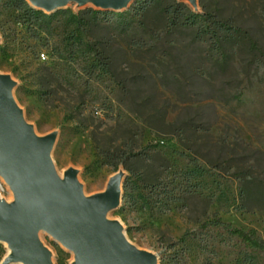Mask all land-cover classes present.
<instances>
[{
    "label": "rangeland",
    "instance_id": "1",
    "mask_svg": "<svg viewBox=\"0 0 264 264\" xmlns=\"http://www.w3.org/2000/svg\"><path fill=\"white\" fill-rule=\"evenodd\" d=\"M177 2L97 15L86 6L78 17L71 3L38 26L0 0V72L18 82L13 96L35 131H57L58 173L79 169L91 194L128 172L109 215L157 264H264L211 223L264 239V0H198L237 28L219 39L170 25ZM0 193L11 197L1 178ZM40 237L53 264H71V252ZM5 252L0 242V260Z\"/></svg>",
    "mask_w": 264,
    "mask_h": 264
},
{
    "label": "water",
    "instance_id": "2",
    "mask_svg": "<svg viewBox=\"0 0 264 264\" xmlns=\"http://www.w3.org/2000/svg\"><path fill=\"white\" fill-rule=\"evenodd\" d=\"M25 1L50 14L71 3L117 12L134 0ZM181 1L199 11L198 0ZM17 84L0 72V178L11 194L0 193V242L6 247L0 264H53L41 233L72 253L71 264H157V254L137 247L120 220L109 215L121 206L128 172L117 169L103 190L91 194L78 179L79 169L68 166L58 173L51 157L57 131H35L13 96Z\"/></svg>",
    "mask_w": 264,
    "mask_h": 264
},
{
    "label": "trees",
    "instance_id": "3",
    "mask_svg": "<svg viewBox=\"0 0 264 264\" xmlns=\"http://www.w3.org/2000/svg\"><path fill=\"white\" fill-rule=\"evenodd\" d=\"M13 1L16 7L21 8L23 10L24 13L23 17L34 24H38V26H41V23L49 22L51 17L53 16L54 12L47 14L42 10H36L33 7H31L25 0H13ZM82 9H79L76 13H74L75 17L79 16L80 12H82ZM90 11L93 15L106 12V10L98 11L92 7ZM166 12L167 15H169L170 25L184 24V25H191L194 27L196 26L197 29H199L198 35H200L201 33L207 34L211 32L212 38L219 39L218 32L224 31V33L227 32L235 33V31L237 30V28H233L228 24L226 25L222 20H219L213 13L202 11L200 7H199V11L194 12L188 6L187 3L181 0H179V2L176 3V6L174 8L168 9L166 10ZM191 160L196 164L197 166L196 168H200L195 158L191 157ZM211 223L215 225L217 224L221 225L231 235L237 236L248 246L264 254V239L257 233V231L254 228H248V230H244L240 227L231 226L230 224L222 221L219 218L212 220Z\"/></svg>",
    "mask_w": 264,
    "mask_h": 264
},
{
    "label": "built area",
    "instance_id": "4",
    "mask_svg": "<svg viewBox=\"0 0 264 264\" xmlns=\"http://www.w3.org/2000/svg\"><path fill=\"white\" fill-rule=\"evenodd\" d=\"M40 56H42V58H44V57H45V55H44V53H43V52H41V53H40Z\"/></svg>",
    "mask_w": 264,
    "mask_h": 264
},
{
    "label": "bare ground",
    "instance_id": "5",
    "mask_svg": "<svg viewBox=\"0 0 264 264\" xmlns=\"http://www.w3.org/2000/svg\"><path fill=\"white\" fill-rule=\"evenodd\" d=\"M42 57V56H41Z\"/></svg>",
    "mask_w": 264,
    "mask_h": 264
}]
</instances>
